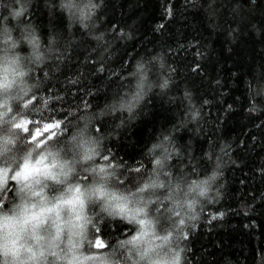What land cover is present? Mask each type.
Masks as SVG:
<instances>
[{
	"label": "trees",
	"instance_id": "1",
	"mask_svg": "<svg viewBox=\"0 0 264 264\" xmlns=\"http://www.w3.org/2000/svg\"><path fill=\"white\" fill-rule=\"evenodd\" d=\"M3 70L19 86L4 146L20 164L55 127L60 190L90 197L87 242L110 264L135 259L142 218L171 261L264 264V0H0Z\"/></svg>",
	"mask_w": 264,
	"mask_h": 264
},
{
	"label": "rangeland",
	"instance_id": "2",
	"mask_svg": "<svg viewBox=\"0 0 264 264\" xmlns=\"http://www.w3.org/2000/svg\"><path fill=\"white\" fill-rule=\"evenodd\" d=\"M3 72L4 70L0 76ZM1 81L2 79H0V194L6 188L10 176L19 183V189L16 190L18 204L13 206L6 200L7 211L0 213L1 263L54 264L70 258L74 264H110L107 256L102 253V245L91 246V243L87 242L92 220L86 211L90 197L84 193L79 194L74 186L70 188L67 186L64 193L60 190V185L63 183L66 185L70 181L63 167L57 162L52 165V160L47 156V145L50 142L49 138L55 134V127L41 124L34 138L29 140L30 144L39 149L37 155L26 158L20 164L18 158L13 159L12 153L4 146L2 122L6 120L11 106L8 98L19 86L14 76H9L4 82ZM15 127L23 129V133L26 132L28 123L16 124ZM97 194V190L91 192L92 196ZM130 202L132 205L128 207L129 217L136 218L141 210L135 207L136 199ZM106 206L125 211L122 205L109 198ZM144 221L146 220L143 218L138 221L140 230L134 241L129 244L131 252L135 255L131 264H179L170 259L168 239L154 240L150 229L151 223Z\"/></svg>",
	"mask_w": 264,
	"mask_h": 264
}]
</instances>
